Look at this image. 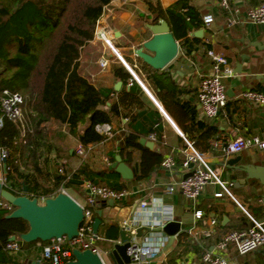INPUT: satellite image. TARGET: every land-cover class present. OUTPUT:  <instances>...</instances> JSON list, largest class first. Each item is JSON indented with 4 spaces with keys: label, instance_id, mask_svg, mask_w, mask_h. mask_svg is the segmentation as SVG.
I'll return each mask as SVG.
<instances>
[{
    "label": "crops",
    "instance_id": "0c3cea01",
    "mask_svg": "<svg viewBox=\"0 0 264 264\" xmlns=\"http://www.w3.org/2000/svg\"><path fill=\"white\" fill-rule=\"evenodd\" d=\"M176 1L158 0V3L166 10ZM187 1L190 15H196L201 20L211 17L212 23L209 29L200 26L188 32L187 38L198 40L189 55L183 54L180 48L181 39L174 36L170 27L178 50L175 58L161 70L151 68L135 54L144 42L152 38L148 27L156 23H152L153 16L147 2L155 3V0L111 1L100 19L99 29L114 32L112 48L118 52L120 59L105 46L99 50L86 46L80 53L78 71L108 97L102 108L106 111L113 108L109 124L113 128L114 137L86 146L90 150L85 157L79 158L74 153V148L79 144L78 140L67 135L65 128L56 129V136H59L56 149L67 148L69 154L74 153L71 159H58L56 156V171L63 168L64 174L73 175L85 169L95 182L109 183L114 185L111 186L114 189H126L130 193L119 203H113L112 207L102 204L97 209L102 212L99 228L103 223L108 226L116 224L121 231L119 224L122 220L132 216L138 219L142 216L137 206L143 200L151 205L160 203L171 212L173 221L180 223V231L171 245L151 264L199 262L203 250L212 249L224 234L247 231L253 224L251 219L264 225V187L258 180L248 179L244 171L237 170L245 165L264 167V153L248 150L227 156L212 147L213 141L226 144L237 138L264 135V107L250 104L242 98V93L248 90L264 94V49L255 47L257 43L260 46L264 44V25H254L244 20L246 12L263 0H229V11L223 10L218 0ZM230 21H234V24L229 25ZM201 31L200 37L194 36ZM205 37L211 38L207 50L203 46ZM95 42L92 40L88 44ZM208 50L224 57L233 71L231 76L222 79L227 91V102L218 117L212 121L204 118L196 97L197 84L211 72L212 60L207 54ZM101 57L108 59V65L104 69L98 65ZM121 67L130 74L132 80L122 81L114 76V71ZM238 69L240 74H234ZM197 122L213 128V135L204 136L205 129L198 128ZM85 126L86 124L80 126V130ZM151 133L155 134V142L148 140ZM125 135L135 136L139 144L142 139L152 143V149L140 145L159 154L162 161L171 158L174 169H158L144 181L124 180L115 171L119 176L109 172L103 176L96 175L104 172L106 166H109L108 170H112L110 167L115 160L106 165L102 162V157L114 155L115 158H121L131 169L133 178L135 177L133 171L138 169L141 151L125 147ZM188 137L199 146L206 143L211 146V150L202 155L212 167L220 170L221 180L227 184L234 200L227 196L215 198L214 195L221 191L217 185H208L194 206L185 201L179 192L165 193L168 186L177 184L187 173L181 164L187 151L184 139L188 141ZM122 149L124 150L121 153ZM237 158V162L228 164L230 160ZM84 180L88 179L82 176L76 180L78 185L64 189L79 203L84 200ZM198 211L202 218L196 220L194 214ZM152 216L157 221L158 216ZM210 220H216L217 223L213 237L206 239L203 232L208 228ZM118 240L119 236L116 241ZM112 242L106 253L112 250ZM226 256L234 264H264V248L247 256H238L230 246ZM30 260L41 261L38 257H30Z\"/></svg>",
    "mask_w": 264,
    "mask_h": 264
},
{
    "label": "trees",
    "instance_id": "16d2710c",
    "mask_svg": "<svg viewBox=\"0 0 264 264\" xmlns=\"http://www.w3.org/2000/svg\"><path fill=\"white\" fill-rule=\"evenodd\" d=\"M111 1L0 0V94L3 90L20 94L26 109L23 133L7 119H4L0 130V148L8 152L5 159L6 188L15 196L22 195L25 186L29 198H53L61 187L68 189L78 185L76 180L82 176L99 186H114L95 182L85 169L73 175H61L57 170L52 184L46 185L41 180L40 164V143L47 138L44 125H56L57 130L65 128L67 135L88 146L98 144L102 139L95 126L110 123L113 108L108 111L102 108L108 97L81 76L78 70L80 53L93 40L103 8ZM147 5L153 16L152 23L164 20L174 36L181 39L183 54L189 55L198 40H190L187 34L192 28L203 26V20L189 14L188 1L177 0L166 10L160 7L158 0L147 2ZM203 46L205 50L209 47ZM114 76L122 81L132 80L123 67L115 70ZM85 124L80 130V126ZM196 125L205 129L204 136L213 135V128L200 122ZM57 139L59 141V136H56V143ZM124 140L125 147L141 151L133 180H148L162 168L161 156L141 146L135 136L125 135ZM188 141L200 154L211 150L208 143L199 146L189 137ZM55 152L58 159L74 157V153L69 154L67 148H59ZM108 157L111 162L115 160L114 155ZM107 167L96 175L115 173ZM13 210L0 209V264H16L14 256L7 254L4 247L11 237L28 231V224L22 219L6 218ZM46 243L39 240L28 244L20 241V250L35 245L42 254ZM30 261V257L25 256L18 263L28 264Z\"/></svg>",
    "mask_w": 264,
    "mask_h": 264
},
{
    "label": "built area",
    "instance_id": "2783aa9c",
    "mask_svg": "<svg viewBox=\"0 0 264 264\" xmlns=\"http://www.w3.org/2000/svg\"><path fill=\"white\" fill-rule=\"evenodd\" d=\"M218 4L223 10H231L229 0H218ZM105 8L106 6L103 8L100 18L103 17ZM99 20L96 24L93 40L111 49L112 41L114 40V32L99 29ZM244 20L254 25H264V0L254 8L249 9L245 14ZM211 23V17L204 18L203 29H209ZM233 24L234 21L229 22V25ZM203 43L205 45H210L211 38L205 37ZM207 54L212 60L211 72L197 84L196 97L197 104L204 118L208 121H212L218 117L220 111L225 107L227 102V91L222 79L231 76L233 71L228 66V62L224 57L215 54L211 50H208ZM98 65L100 68H106L108 59L106 57H101L98 61ZM127 70L132 74L130 69L127 68ZM132 76L134 75L132 74ZM242 98L250 104L264 107V94L261 92L248 90L242 93ZM24 104V98L20 94L10 92L9 90L2 91L0 94V130L3 127L4 119H7L20 129L22 133L24 132ZM95 131L102 138L100 143L114 137L113 128L107 123L95 126ZM148 140L155 142V134H149ZM184 141L187 146V151L185 160L181 166L187 173H190V176L180 180L177 184L168 186L165 189V193L174 194L179 192L185 201L194 206L208 185H217L221 191L214 195L215 198L227 196L234 200L227 184L221 180L220 170L212 167L205 160L204 156L194 149L190 142L185 139ZM85 147L86 146L79 143L74 148L75 155L81 158L85 157L90 150ZM212 147L223 152L227 156L237 155L248 150L264 153V135L263 137L237 138L226 144L220 141H213ZM7 156V150L0 148V185L5 190H7V188L3 161H5ZM102 162L109 165V157H102ZM61 164L65 165V162ZM190 166L192 167L189 168ZM161 167L171 171L174 169V162L171 158H165L161 163ZM58 172L63 175V168L58 169ZM82 190L84 192L83 202L79 203L75 201L80 205L83 212V219L79 225L77 236L73 237L71 240L63 236L62 238L48 241L42 247L43 262L49 264H65L73 260L72 251L77 249L80 251L90 250L100 258L102 264H106L101 251L96 245L97 241H101V239L98 235L93 234V223L96 218L97 209L102 204H107L108 201H112L114 204L119 203L129 196L130 193L126 189L118 190L109 186H99L89 180H84L82 182ZM60 192L66 193L64 189H61ZM44 201V198L38 199L40 204H43ZM262 205L264 207V202ZM13 208L14 207L10 203L0 197V209L11 210ZM137 209L142 214L140 218L136 219V217L133 216L128 217L122 220L119 226L130 238L129 247L126 250L127 256L129 257V264H151L160 258L167 249L169 243V236L165 235L163 232L155 231V229L164 226L167 222L173 221V217L171 212L161 206L160 203L156 205L153 203L151 205L148 201L143 200L139 202ZM152 214L158 216L157 221ZM194 217L196 220L201 219V212H195ZM251 220L253 226L250 229L243 232H229L225 234L220 242L212 249L205 248L203 250L199 262L192 264H234V262L229 260L226 256L230 246L234 248L238 256H245L264 248V226L263 224L255 222L253 219ZM216 223V220L209 221L208 228L203 232L204 238L208 239L213 237ZM138 228L143 229L142 237H136V230ZM146 228L150 229V231L146 232L144 230ZM118 241L112 242V245L114 246ZM4 251L9 255L18 253L20 251V240L17 238L13 241L9 240L4 247ZM104 254L108 256V253L105 252Z\"/></svg>",
    "mask_w": 264,
    "mask_h": 264
},
{
    "label": "water",
    "instance_id": "95a60500",
    "mask_svg": "<svg viewBox=\"0 0 264 264\" xmlns=\"http://www.w3.org/2000/svg\"><path fill=\"white\" fill-rule=\"evenodd\" d=\"M152 33V38L144 42L140 48L136 50V56L142 59L147 65L155 70L163 69L170 61H172L177 54V43L171 34L170 27L164 20H159L156 24L148 27ZM202 31L194 36L200 37ZM255 47L264 49L258 43ZM151 53L152 55H150ZM239 67V66H238ZM234 74H240V70L234 71ZM141 145L152 149L153 144L146 142L145 139L140 141ZM72 153V152H71ZM232 159L228 164H233L238 161ZM190 166L189 168H191ZM111 169H114L122 179H133V173L131 169L121 161V158L117 156L115 162L111 165ZM3 169L5 171V161H3ZM237 170L244 171L247 174L248 179L258 180L264 187V167L245 165L240 166ZM190 176V173H186L183 179ZM0 197L10 203L14 210L9 213L6 218L8 219H22L28 224V231L23 234L11 237L10 241L17 238L23 243H32L37 240L41 242H48L52 239H58L65 236L68 240L77 236L79 225L83 219L82 208L75 200H73L65 192H59L55 197L45 199L43 204L38 202L37 198H29L27 196V189L23 187V194L15 196L8 190H5L0 185ZM109 207L113 206L112 201H108ZM101 210H97L96 218L93 223V234L97 235L99 226L101 224ZM142 228L136 230V237H142ZM149 232L150 229H144ZM155 231L163 232L169 236V246L174 240L175 235L180 231V223L178 221H171L164 224V226L155 229ZM130 238L124 231L119 232V241L116 243L112 250L108 253V257L112 264H129V257L126 250L129 247ZM73 260L66 262L65 264H102L100 258L92 253L90 250L80 251L74 249L72 251ZM28 264H49L41 261H30Z\"/></svg>",
    "mask_w": 264,
    "mask_h": 264
},
{
    "label": "rangeland",
    "instance_id": "374dc122",
    "mask_svg": "<svg viewBox=\"0 0 264 264\" xmlns=\"http://www.w3.org/2000/svg\"><path fill=\"white\" fill-rule=\"evenodd\" d=\"M101 19V18H100ZM100 22V20H99ZM87 46H90L96 50H99L102 48V44L98 41L95 42V44H88ZM24 111V119H25V107L23 108ZM45 133H47V138L44 140H41L40 145V164L42 167V175L41 180L46 185L52 184V178L56 172V125L53 124H46L44 125ZM58 142V139H57ZM71 144V142H70ZM50 147V148H47ZM110 177L114 178V175H111ZM66 191V190H65ZM66 193L69 194L68 191ZM119 229L116 224H112L111 226H108L106 223H103L101 227L99 228L97 234L98 237H100L101 241H97V248L101 251L103 259L106 264H112L109 257L105 256V252L111 248L110 242L116 241L118 239ZM103 240V241H102ZM36 255L38 258H40L41 261H44L42 258L41 250L35 245H32L31 247H28L24 250H20L18 253L14 254V258L16 260V264H19L20 258L25 256H33Z\"/></svg>",
    "mask_w": 264,
    "mask_h": 264
},
{
    "label": "bare ground",
    "instance_id": "6f19581e",
    "mask_svg": "<svg viewBox=\"0 0 264 264\" xmlns=\"http://www.w3.org/2000/svg\"><path fill=\"white\" fill-rule=\"evenodd\" d=\"M111 49H112L113 53L116 54L118 58H120L119 55H118V52H116V51L112 48V46H111Z\"/></svg>",
    "mask_w": 264,
    "mask_h": 264
}]
</instances>
